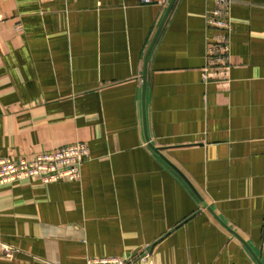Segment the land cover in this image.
Listing matches in <instances>:
<instances>
[{
  "label": "crops",
  "instance_id": "1",
  "mask_svg": "<svg viewBox=\"0 0 264 264\" xmlns=\"http://www.w3.org/2000/svg\"><path fill=\"white\" fill-rule=\"evenodd\" d=\"M169 1L0 0V158L89 152L79 181L0 184V247L15 250L0 264L151 244L157 264H257L146 136L264 264V0H231L225 87L200 75L213 2L173 0L164 18Z\"/></svg>",
  "mask_w": 264,
  "mask_h": 264
},
{
  "label": "built area",
  "instance_id": "2",
  "mask_svg": "<svg viewBox=\"0 0 264 264\" xmlns=\"http://www.w3.org/2000/svg\"><path fill=\"white\" fill-rule=\"evenodd\" d=\"M153 0H139L140 4H149ZM213 8L207 12L206 25L214 33L206 50V62L201 68V79L205 83H213L219 87L229 84V34L232 31L230 18L231 0H211ZM86 144L72 143L60 147L53 152H41L31 158H0V184L25 179H38L43 184H51L62 179L79 181L81 165L88 158ZM1 256L12 259L15 250L1 245ZM146 248L140 257L141 264H147L149 256ZM117 260V259H109ZM95 262H98L95 260ZM107 262L106 260L101 261ZM125 264L126 260L118 261ZM157 264V263H155Z\"/></svg>",
  "mask_w": 264,
  "mask_h": 264
},
{
  "label": "water",
  "instance_id": "3",
  "mask_svg": "<svg viewBox=\"0 0 264 264\" xmlns=\"http://www.w3.org/2000/svg\"><path fill=\"white\" fill-rule=\"evenodd\" d=\"M173 3V0L169 1L167 10L165 12L164 18L167 15L168 10L170 9L171 5ZM155 39L152 40L146 55H145V59H144V72H145V64L147 61V56L149 54V51L151 50V47L154 43ZM145 73L142 76V86H141V105H142V120H143V130L144 133H146V123H145V98H144V91H145ZM146 141H147V145L151 148V150H153V152H155L166 164H168L170 167H172L176 172H178V174L183 178V180L186 182V184L190 187V189L194 192V194L197 196L199 202L202 204V206L204 208H206L210 214L213 216V218L222 226L224 227L233 237L237 238L241 244H243V246L246 248V250L248 251V253L251 255V257L253 258V260L257 263V264H262L260 262V259L254 254V252L250 249V247L248 246V244L231 228H229L223 221H221L217 215L213 212V210L207 206V204L203 201V199L201 198V196L197 193V191L194 189V187L190 184V182L184 177V175L177 169L175 168L161 153H160V148H156L154 147L152 144H150L147 140V136H146ZM153 244L149 245L148 248H146L147 252H149V250L151 249Z\"/></svg>",
  "mask_w": 264,
  "mask_h": 264
},
{
  "label": "rangeland",
  "instance_id": "4",
  "mask_svg": "<svg viewBox=\"0 0 264 264\" xmlns=\"http://www.w3.org/2000/svg\"><path fill=\"white\" fill-rule=\"evenodd\" d=\"M143 249H141L139 251V253H137L136 256H132L131 257L132 259L131 258H114V257H109V258H100L97 261H98V263H102L101 261H103V260H106L107 261V262L102 263V264H110V263L119 264L118 261H120V260H126V263L125 264H140V257H141V254L143 253ZM149 257H150V255L148 256V259H147V262L148 263L147 264H155V262H151L149 260ZM109 259H117V260H111V261H109Z\"/></svg>",
  "mask_w": 264,
  "mask_h": 264
}]
</instances>
